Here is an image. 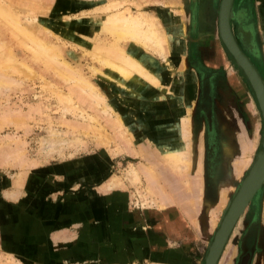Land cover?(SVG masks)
I'll return each instance as SVG.
<instances>
[{
  "label": "rangeland",
  "instance_id": "374dc122",
  "mask_svg": "<svg viewBox=\"0 0 264 264\" xmlns=\"http://www.w3.org/2000/svg\"><path fill=\"white\" fill-rule=\"evenodd\" d=\"M218 2L0 0L1 8L91 81L111 107L103 110L74 82L63 79L53 64L35 56L0 17V46L10 52L11 61L20 69L12 71L0 50V264H103V236L110 231L113 239L119 236L122 243L132 242L138 229H152L160 215V199L165 202L164 197L173 192L193 205L201 264L222 210L260 148L262 135L253 92L219 38ZM111 13L118 17L142 15L151 23L160 37L166 38L167 60L152 45L145 49L140 44H124L148 57L145 64L164 84L175 85L172 72H179L188 89L179 94L175 89L163 91L144 83L143 89L134 93L116 83L115 79L122 78L88 53L92 43L116 42L103 28L108 24L100 23ZM232 13L233 34L264 81V0H232ZM242 35L249 47L242 42ZM204 47L215 49L220 58L215 74H199L192 66ZM225 80L236 89L227 92ZM197 89L207 94H203L206 116L217 137L216 150L223 157L215 174L213 135L208 140L211 158L205 169L206 119L197 106ZM171 93L182 109L169 114L166 97L171 98ZM64 95L76 104L73 111L65 109ZM229 101L231 108L225 106ZM156 108L166 113L156 112ZM227 108L238 129L228 123ZM185 112L190 154L189 168L183 171L166 163L145 128L159 129L157 137H164L167 126L176 125ZM96 128L106 134L108 142L96 138ZM235 137L238 146L232 151ZM132 169L139 176L136 181L128 176ZM115 191L124 193L123 202L108 206L106 199ZM133 219H140L142 227L139 223L135 226ZM248 223L258 227L260 234L257 255L250 264H264V180L243 207L218 264L238 263L240 235ZM133 254L122 264H132L137 257L139 263L148 264L145 254Z\"/></svg>",
  "mask_w": 264,
  "mask_h": 264
},
{
  "label": "bare ground",
  "instance_id": "6f19581e",
  "mask_svg": "<svg viewBox=\"0 0 264 264\" xmlns=\"http://www.w3.org/2000/svg\"><path fill=\"white\" fill-rule=\"evenodd\" d=\"M111 4L112 3H110L109 5ZM104 7H105L104 9L109 8V6H104ZM0 17H2L8 22L9 26L13 29V31L17 33V35L21 36L22 38L21 40L25 41V44L30 47V51L35 56L37 57L41 56L45 58V62L47 61L48 63L53 64L54 69L59 73V75H61L63 79L68 80L69 82L70 81L74 82L81 90H84L89 95V97L92 98V100H94L98 105H100V107L103 110L111 109V107L106 103L105 98L102 96V94L98 91L96 86L91 81L83 78L65 60L60 59L59 53L53 47L45 44L40 38L34 37L30 33H28L17 21L19 19H16L14 16L8 13V11L1 8V6H0ZM100 23L108 24V26H103V28L108 30V33H110V35H112L113 38H115L116 42L112 44H108V43L106 44L103 42L92 43L88 48V53L91 54L92 58L100 62V64L104 68L118 74L122 78L123 81H119L115 79L116 83H119L121 86H123L125 90L134 93L142 89L143 84L146 83L152 87L161 89L163 91L175 89L178 90L179 94H181V92L184 89L179 87L176 88L175 87L176 85L174 86V84H164V81L161 80V77L155 73V70L152 69L148 64H145L144 59L148 57L144 56L143 54H139L133 47L136 44H140L145 49L146 48L148 49V47L152 45L154 46L155 49L158 50V52H160L163 55L162 56L163 60L166 59L167 57V53H166L167 46L165 40L166 38L165 37H164L165 39L161 38L159 32L155 28H153L151 23H149L142 15L133 16L128 14L122 17L120 16L118 17L115 13H111L107 19L100 20ZM218 34H219V29H218ZM219 38L221 40L220 34H219ZM235 39L237 40L236 37ZM124 41L129 42V45L130 43L133 44V46H129L128 43L124 44ZM243 41H245V46L248 47L250 46L249 42L247 43V40L244 36L242 37V42ZM237 43L239 44L238 40ZM224 46L227 49L225 43ZM0 50L3 52L2 58L4 61H6L5 63L7 64V66L10 67L12 71L15 72L20 71L19 67L17 68V66H15V64H13V62L11 61L10 52L3 51V46H0ZM100 73L104 75V73H102L101 71ZM63 98L65 103L64 105L65 109L69 108L70 110L72 109L71 111H73L74 105L76 104L71 103V97L68 95H64ZM171 98H173V93H171ZM75 109H77V107ZM83 112L85 113V111ZM188 119L189 118L186 113V115L182 116L180 121L176 123V125H174L175 127L174 126L168 127L169 126L168 125L167 126L168 132L166 136L161 138L157 137L156 135V132H160L159 129L152 130V128L149 129V127L145 128L147 134L153 137L154 141L158 143L160 147L161 155L163 159L166 161V163L169 166H171L173 169H178V170L181 169L183 171L188 170L189 168V155H188L189 125L187 124ZM97 130L98 129L96 128V132H95L96 138L99 139L103 144L108 142V138L106 137V134H104L103 132H99ZM128 176L132 181H136L139 179V176L135 169L130 170L128 172ZM263 180H264V169L262 176L258 180V183L261 184ZM258 187L256 186L255 191L258 189ZM243 201L244 199H242L241 201V206ZM241 206L239 208V212L235 217V220L233 221L232 226L230 227L229 232L225 237L224 243L217 255L214 264H218L220 255L223 252V248L226 245L230 233L240 215Z\"/></svg>",
  "mask_w": 264,
  "mask_h": 264
},
{
  "label": "crops",
  "instance_id": "0c3cea01",
  "mask_svg": "<svg viewBox=\"0 0 264 264\" xmlns=\"http://www.w3.org/2000/svg\"><path fill=\"white\" fill-rule=\"evenodd\" d=\"M247 28V26L244 27V29ZM198 60H196L195 63L192 64V66L199 74H206L209 72L215 74L217 68H219L220 65V58L215 49H213L212 51L211 47H204V52L201 54V57ZM172 73V78L176 80V86H174L176 88L179 87L182 89H188L187 87L185 88L184 82L181 83V81H183V77L180 75V73ZM216 77L217 76H215L214 79H216ZM216 81H221L219 76L217 77ZM180 83L183 85V87L180 86ZM223 83L225 84L224 89H227V92H229L230 89H236V87L227 82V80H225V82L223 81ZM198 91L200 93V89H197V92ZM166 99L167 102L165 109L169 114H171V112L177 113L182 109L180 101L177 98H170V95H167ZM153 100L151 101L153 102ZM225 106L231 108V102L229 101V103ZM156 109V112L162 114L166 113L161 112L164 110H160L158 108ZM245 153L246 152H244L243 154ZM214 158L215 166L217 165L218 168V164L221 165L223 161L222 153ZM213 173L215 174V171H213ZM123 194L124 193H122L121 191H115L113 195L110 196L111 198L108 197L106 199V202H108V206L112 205L111 203L117 204L123 202ZM169 195L170 196L164 197L166 199L165 202L161 201L160 199V215L158 214L155 217V220L152 222V229H148L145 231H143L142 229H138V231L135 232V235L131 237L133 238L132 242L122 243L119 240V236L113 239L112 237L114 236H112L110 231H108L107 236H103L105 238L102 244L103 264L126 263V260L131 258L132 252H134V256L138 254L140 257L142 254H145L144 256L150 259L148 264H198L200 262L203 253H201L197 244L198 235L196 227L194 225V221L192 220L195 218V212L192 211L194 209L192 208L193 205H190L187 202L184 203L182 200L185 199L182 196H176L174 192L173 194ZM109 212L110 211L108 210V213ZM110 222L111 220H109V224ZM133 222L135 226H137V224L139 223V225L142 227L140 219H133ZM108 227L110 228L111 226L109 225ZM113 227H115V225L112 224V228ZM131 249H133V251ZM138 258L139 257L133 258V260L136 262L132 264H141L138 262Z\"/></svg>",
  "mask_w": 264,
  "mask_h": 264
},
{
  "label": "water",
  "instance_id": "95a60500",
  "mask_svg": "<svg viewBox=\"0 0 264 264\" xmlns=\"http://www.w3.org/2000/svg\"><path fill=\"white\" fill-rule=\"evenodd\" d=\"M232 14V0H219L217 7V28L219 29L223 44L225 43L227 47V52L231 55L234 63L241 70L253 92L261 117L262 135L259 140L260 148L255 152L254 158L244 177L229 198V204H226L227 207L224 206L222 210L216 228L206 245L201 264L215 263L225 237L239 212L242 199H244V201L240 213L252 193L255 191L256 186H259L260 183H258V180L262 176L264 169V81L255 64L235 39L230 26V18Z\"/></svg>",
  "mask_w": 264,
  "mask_h": 264
},
{
  "label": "flooded vegetation",
  "instance_id": "af4514ba",
  "mask_svg": "<svg viewBox=\"0 0 264 264\" xmlns=\"http://www.w3.org/2000/svg\"><path fill=\"white\" fill-rule=\"evenodd\" d=\"M203 94L207 97V94L205 92L203 93V91H202L199 94V96H198L197 106H198V109H199L200 113L202 115L204 114V119H206V123H205V131H206V133H205L206 142L205 143H206V146H204V150H205L204 159H205V169H206L207 168V160L210 157V153H209L210 149H209L208 140H209V138L210 139L212 138L211 137L212 135L214 137L215 152L217 153V155H219V151L216 150L217 137H216V134L214 132L213 125L210 124V121H208L207 116H206L207 115L206 114L207 113L206 112L207 106H204ZM226 110H227V113H229L231 111L229 108H227ZM229 115L231 117V112L229 113ZM232 119H233V117H231V121L228 122V123L230 125H232L233 128H237L238 129V127L236 125V122H234ZM212 121H213V119H212ZM211 123H213V122H211ZM216 125H218V122H217ZM241 133H243V129H242ZM244 134H245V132H244ZM236 138L237 137L232 138V142L231 143H233L232 145H234L233 148L231 149L232 151L238 146ZM217 149H218V147H217ZM218 165H219V167L217 168V165L214 166L215 169L213 168L212 171L214 170L215 172L218 173L219 172V168H220V164H218ZM205 182L208 183L207 177L205 179ZM253 227H254L253 223H248V225L243 229V231H242V233L240 235V246H239V249H238V251L236 253V257H235V258L238 257V263L237 264H250V261L252 259H254V256H255L256 252L258 251L257 247H258L259 236H260L259 229H258V227L257 228H253Z\"/></svg>",
  "mask_w": 264,
  "mask_h": 264
}]
</instances>
